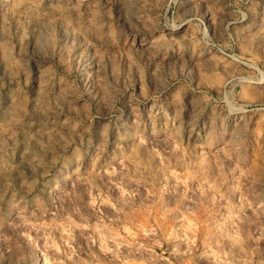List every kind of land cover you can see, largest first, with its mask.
I'll use <instances>...</instances> for the list:
<instances>
[{"label":"rangeland","instance_id":"obj_1","mask_svg":"<svg viewBox=\"0 0 264 264\" xmlns=\"http://www.w3.org/2000/svg\"><path fill=\"white\" fill-rule=\"evenodd\" d=\"M0 264H264V0H0Z\"/></svg>","mask_w":264,"mask_h":264},{"label":"bare ground","instance_id":"obj_2","mask_svg":"<svg viewBox=\"0 0 264 264\" xmlns=\"http://www.w3.org/2000/svg\"><path fill=\"white\" fill-rule=\"evenodd\" d=\"M178 129V128H177ZM111 234V233H110ZM127 256V255H126Z\"/></svg>","mask_w":264,"mask_h":264}]
</instances>
